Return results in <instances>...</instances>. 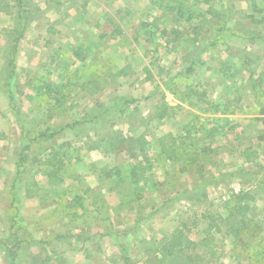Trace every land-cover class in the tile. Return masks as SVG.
I'll return each instance as SVG.
<instances>
[{
  "label": "rangeland",
  "instance_id": "1",
  "mask_svg": "<svg viewBox=\"0 0 264 264\" xmlns=\"http://www.w3.org/2000/svg\"><path fill=\"white\" fill-rule=\"evenodd\" d=\"M15 1L0 0L13 5L0 12V264H264V0L169 2L182 16L157 0ZM14 48L9 103L1 83ZM193 58L204 64L187 72ZM94 77L90 96L77 83ZM37 80L65 93L62 106L35 99L27 83ZM46 126L54 136L32 145L13 196L17 150ZM173 138L178 162L158 143ZM50 148L65 165L53 178L32 161ZM136 162L140 199L110 171ZM239 190L253 196L245 225L231 212ZM175 230L183 253L166 255Z\"/></svg>",
  "mask_w": 264,
  "mask_h": 264
},
{
  "label": "trees",
  "instance_id": "2",
  "mask_svg": "<svg viewBox=\"0 0 264 264\" xmlns=\"http://www.w3.org/2000/svg\"><path fill=\"white\" fill-rule=\"evenodd\" d=\"M16 3H19L20 1L17 0L15 1ZM158 3H154V5L158 8H164L168 11H174L176 13V15L178 16H182L184 14V12H182V10L180 8H178V11H176V7L174 5H169V2H172V0H157ZM173 4V3H172ZM13 9V5H10L8 3L6 4H0V12H3L5 14H9L10 10ZM209 14H211L210 12H208ZM186 19H191L189 16ZM253 19V18H252ZM254 22H258L256 20H254ZM120 34V30L118 29V27L115 28V31L113 29V31L110 32L111 38L115 37V33ZM17 38V41L19 42L22 38V32H19L17 37L14 38V40ZM17 52V49H13V51L10 52L11 57L9 59L8 65L11 68L10 73H9V78H6L7 80L4 81L3 83H1V88L7 92V96L9 99V103L13 101V94H14V90H13V85L10 82V79L14 77V67H15V54ZM72 55L80 62H84L85 57H84V49L83 48H75L72 50ZM192 64H204V61L200 60V59H196L193 58L192 62L188 65L187 72H191L192 68L191 65ZM130 74V67L126 66L123 69H120L119 71H117L116 75H128ZM49 75V70L46 72V76ZM9 79V80H8ZM14 79V78H13ZM68 80V79H67ZM69 81V80H68ZM76 84V83H75ZM79 88L82 90H85L86 93L90 96H93L95 94H97L100 89V83L97 77H94L90 80L87 81H82L77 83ZM27 85L29 86V88L31 89L33 95L35 96V99L37 100H41V98L43 96H46V100L43 102L44 105H47L49 107L50 110H54V109H58L60 106H62V101L61 98L59 97H63L65 95V93H62L60 90H57L54 86V84L52 85L51 83H46V80H37V84H31V83H27ZM65 86V84H61L58 87L63 88ZM60 95V96H58ZM212 107L213 111H219L218 108L219 107V103H211L210 104ZM41 105H39L38 107L40 108ZM163 109L162 111L157 115V117L159 119H161L164 115H165V110L167 108H169V105H167L166 103L162 105ZM260 113L264 114V106L260 109ZM52 118L51 113L46 115V117L44 118V120L42 121L43 123H46L47 121H49ZM264 120V119H263ZM55 132L50 131V128L48 126H46L42 131L38 132L36 135L34 136H30L27 138L26 142H23L22 144H20L18 150H17V158L15 160V177L13 178V181L11 183L10 186V192L11 194L14 196V192H16L21 185L22 182V175L24 173V167L26 166V159H27V153L28 151L31 149L32 145L34 143H38L40 140V138L42 136H44L45 134H47V136L49 137H53ZM162 146H161V154L162 157L164 158V160L166 161H170V162H178L180 160L181 157V149L183 148L184 150V146H181L179 143L175 142V139L173 138L168 144L164 143L162 140H158ZM176 145V146H175ZM247 150V149H246ZM245 150V151H246ZM49 154L50 157H44L41 156L42 159H39L35 156L32 158V161H38L40 162L43 167H44V172L45 175L49 178H53L56 177V174L58 171H63L64 170V162L62 160V155L60 156V158H58V151L52 150L51 148L49 149ZM158 155H155L154 161H159V158L157 157ZM160 156V155H159ZM195 157V156H194ZM158 158V159H157ZM247 162L250 161V156H248L246 158ZM143 164L140 162H136L133 163L129 166V170L127 172H120L118 171V169H116V167L110 169V171H113V175H114V182L116 186H119L121 184H124L125 182L129 181L130 182V186L133 188V192H134V196L136 199H140L141 195L143 193V188L142 187H137L136 184V179L137 177L143 178L145 177V175H139V173L141 172L142 169H145V166H142ZM149 166V165H147ZM147 168V167H146ZM149 168V167H148ZM64 172V171H63ZM102 174L105 177H110L108 170L103 169L102 170ZM145 174V173H144ZM59 179H61V177H59ZM35 183L32 182L31 186H34ZM30 184L27 187V193L25 194V196L29 197L32 196L33 193H31L30 191L33 189H31V187H29ZM233 195V199L234 201V207H232V216H235V218H240V221L243 225H245V217L247 215V213L249 212V205L247 203H244L246 201H251L253 200V196L252 194H250L249 191H244V190H239L238 192H235L232 194ZM74 200L77 202L78 205H82V197H75ZM188 201H192L193 198L190 196L187 198ZM14 199H11V202H13ZM227 205V203L225 204V206ZM74 218L77 217V214H73ZM175 234L172 237V244H170L169 246H165L164 247V252L166 255H171L173 253V251L175 249H177L178 253H183L184 247H182L181 245V240H182V236H183V231L182 230H175ZM121 249H123V247H121ZM209 256L210 259H214L216 256V251L214 248L210 247L209 251ZM185 256L187 254H184ZM194 264L196 262V259H193L192 261Z\"/></svg>",
  "mask_w": 264,
  "mask_h": 264
},
{
  "label": "crops",
  "instance_id": "3",
  "mask_svg": "<svg viewBox=\"0 0 264 264\" xmlns=\"http://www.w3.org/2000/svg\"><path fill=\"white\" fill-rule=\"evenodd\" d=\"M22 38H23V36H22ZM22 38H21V40H22ZM217 103V102H216ZM238 124V126H240L243 130H244V128H246V127H250L251 126V123H247V121H245V122H243L242 120H241V122H239V123H237ZM259 125H257V127H258ZM245 132V131H244ZM236 138H238V136L236 137ZM241 138V136H239V138L238 139H240ZM259 141H264L263 140V138H260V140ZM255 154H256V151H255ZM245 162H246V159L244 160ZM235 192H237V191H235ZM66 253V252H65ZM65 253H61V255H65L66 256V254ZM83 257V260H85V255H83L82 256ZM8 258L10 259V257L8 256ZM54 258H56V255L54 256Z\"/></svg>",
  "mask_w": 264,
  "mask_h": 264
}]
</instances>
